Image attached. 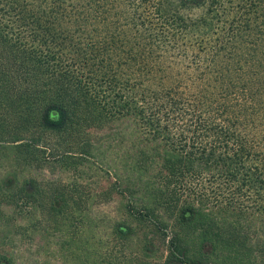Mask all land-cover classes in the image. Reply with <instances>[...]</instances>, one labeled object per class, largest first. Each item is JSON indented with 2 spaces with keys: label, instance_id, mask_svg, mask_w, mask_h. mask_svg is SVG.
Returning <instances> with one entry per match:
<instances>
[{
  "label": "trees",
  "instance_id": "trees-1",
  "mask_svg": "<svg viewBox=\"0 0 264 264\" xmlns=\"http://www.w3.org/2000/svg\"><path fill=\"white\" fill-rule=\"evenodd\" d=\"M119 119L100 233L57 171ZM0 264H264V0H0Z\"/></svg>",
  "mask_w": 264,
  "mask_h": 264
},
{
  "label": "rangeland",
  "instance_id": "rangeland-1",
  "mask_svg": "<svg viewBox=\"0 0 264 264\" xmlns=\"http://www.w3.org/2000/svg\"><path fill=\"white\" fill-rule=\"evenodd\" d=\"M130 126L123 119L109 121L91 130L92 155L83 160L78 170L57 171V177L76 176L83 188L91 193L87 207L97 232L109 230L122 221L124 207H142L143 194L133 186L125 169V144Z\"/></svg>",
  "mask_w": 264,
  "mask_h": 264
}]
</instances>
